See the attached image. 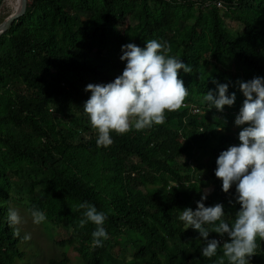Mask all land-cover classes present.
<instances>
[{
	"label": "trees",
	"instance_id": "obj_1",
	"mask_svg": "<svg viewBox=\"0 0 264 264\" xmlns=\"http://www.w3.org/2000/svg\"><path fill=\"white\" fill-rule=\"evenodd\" d=\"M10 3L15 11L18 0ZM153 39L192 68L178 72L189 90L184 106L166 112L163 124L112 133L110 146H98L83 111L86 85L122 74V45ZM257 76L264 77V0H28L0 34V264H29L37 252L8 224L15 188L29 210L71 228L55 241L60 256L45 264H220L222 248L203 257L204 241L179 216L195 210L212 183L205 206L223 204L224 219L234 221L235 186L221 190L215 161L239 143L238 82ZM213 80L236 95L223 111L201 104ZM85 201L107 214L102 247L91 243L96 226H81L77 206ZM257 242L250 264H264V241Z\"/></svg>",
	"mask_w": 264,
	"mask_h": 264
},
{
	"label": "clouds",
	"instance_id": "obj_2",
	"mask_svg": "<svg viewBox=\"0 0 264 264\" xmlns=\"http://www.w3.org/2000/svg\"><path fill=\"white\" fill-rule=\"evenodd\" d=\"M121 52L120 60L126 61L122 74L110 83L88 84L84 89L90 96L83 111L97 132V145L102 147L114 142L112 133L125 134L133 128L140 131L163 124L166 112L179 110L189 96L178 72L182 69L192 73V68L181 58L169 55L166 42L153 39L143 48L127 43L121 46ZM213 83L215 90L206 92L201 104L217 111H223L224 106L231 107L236 100L235 93L229 94L227 83L215 80ZM238 86L245 97L234 119L235 126H243L238 133L239 143L218 155L214 175L221 180L224 193L235 186L239 211L232 223L227 222L223 204L205 206V192L195 210L185 208L179 216L184 230H197L204 241L203 257H215L222 248L220 264H225V258L228 264H250V258L260 247L257 238L264 241V77L238 82ZM77 207L84 210L81 226L89 222L96 226L91 233L92 246L102 247L108 239L104 227L107 214L87 201ZM29 211L33 224L46 222L45 212L37 208ZM7 218L13 235L19 237V226L25 222L19 209L9 208ZM211 232L228 239L221 245L219 240L208 238ZM22 239L30 241L31 233H25Z\"/></svg>",
	"mask_w": 264,
	"mask_h": 264
},
{
	"label": "rangeland",
	"instance_id": "obj_3",
	"mask_svg": "<svg viewBox=\"0 0 264 264\" xmlns=\"http://www.w3.org/2000/svg\"><path fill=\"white\" fill-rule=\"evenodd\" d=\"M13 10L9 7L1 8L0 22H2ZM213 184L210 183L204 188V192H211ZM12 208H17L20 214L24 218V223L19 226L20 230L25 233H31L32 239L29 241L37 252L31 258L29 264H45L46 261L53 257H59L61 250L55 243L56 240H61L69 236L71 228L68 225H55L51 223L47 218L46 222L36 225L33 224L28 207V201L23 193L15 188L13 192V199L11 201ZM133 252L131 245H128L127 254ZM69 254H73L71 250ZM28 258V257H27ZM115 264H119V258L113 259ZM14 264H21V261H15Z\"/></svg>",
	"mask_w": 264,
	"mask_h": 264
},
{
	"label": "water",
	"instance_id": "obj_4",
	"mask_svg": "<svg viewBox=\"0 0 264 264\" xmlns=\"http://www.w3.org/2000/svg\"><path fill=\"white\" fill-rule=\"evenodd\" d=\"M28 0H19L18 9L8 15L2 22H0V34L5 32L15 20L19 19L25 14Z\"/></svg>",
	"mask_w": 264,
	"mask_h": 264
},
{
	"label": "bare ground",
	"instance_id": "obj_5",
	"mask_svg": "<svg viewBox=\"0 0 264 264\" xmlns=\"http://www.w3.org/2000/svg\"><path fill=\"white\" fill-rule=\"evenodd\" d=\"M10 2H11V0H6L5 3H4L5 4V7L11 8V3ZM18 6H19V0H18L17 9H18Z\"/></svg>",
	"mask_w": 264,
	"mask_h": 264
},
{
	"label": "built area",
	"instance_id": "obj_6",
	"mask_svg": "<svg viewBox=\"0 0 264 264\" xmlns=\"http://www.w3.org/2000/svg\"><path fill=\"white\" fill-rule=\"evenodd\" d=\"M6 0H0V14H1V8H3V5L5 3ZM194 111H197L196 109H194Z\"/></svg>",
	"mask_w": 264,
	"mask_h": 264
}]
</instances>
